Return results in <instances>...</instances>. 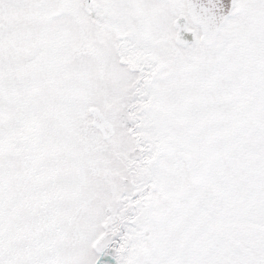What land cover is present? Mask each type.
<instances>
[{"label":"snow or ice","instance_id":"obj_1","mask_svg":"<svg viewBox=\"0 0 264 264\" xmlns=\"http://www.w3.org/2000/svg\"><path fill=\"white\" fill-rule=\"evenodd\" d=\"M0 264H264V0H0Z\"/></svg>","mask_w":264,"mask_h":264}]
</instances>
